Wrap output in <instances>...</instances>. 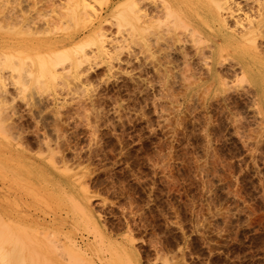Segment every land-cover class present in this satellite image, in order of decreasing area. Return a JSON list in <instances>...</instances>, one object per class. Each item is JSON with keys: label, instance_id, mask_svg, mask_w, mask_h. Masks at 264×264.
<instances>
[{"label": "rangeland", "instance_id": "374dc122", "mask_svg": "<svg viewBox=\"0 0 264 264\" xmlns=\"http://www.w3.org/2000/svg\"><path fill=\"white\" fill-rule=\"evenodd\" d=\"M108 1L52 29L79 33L105 10L109 20L122 0L107 10ZM143 1L145 14L158 0ZM233 1L243 11L233 3L224 30L263 24L248 46L264 64V11H255L264 0ZM139 6L104 24L108 54L88 49L80 78L62 56L46 58L52 78L36 75L37 58L29 81L15 67L12 97L0 99V235L11 177L29 225L56 218L54 239L82 248L70 264H264V95L235 60L211 77V42L168 15L161 29L181 35L178 51H148Z\"/></svg>", "mask_w": 264, "mask_h": 264}, {"label": "bare ground", "instance_id": "6f19581e", "mask_svg": "<svg viewBox=\"0 0 264 264\" xmlns=\"http://www.w3.org/2000/svg\"><path fill=\"white\" fill-rule=\"evenodd\" d=\"M90 1L91 0H0V99L4 101L6 97H12V93L9 92L10 88L8 87L11 82L9 84L8 81H11L10 77H15L13 72L17 70L15 69L16 66L19 67L18 77L21 79L28 80L29 77L31 79V77L34 76L33 71L37 67H34L32 62L34 63L36 58L39 59L41 64L36 70L37 74H35L38 75V73H40L42 78L47 79L48 77L52 78L56 76L55 68L47 67L46 62L48 60H46V58L50 60L60 56L65 57L66 60L70 62L71 69L76 73L73 74L79 76L80 72H82L81 70H84L85 65L89 63L90 57L92 58V55L90 56L89 54L90 52L87 53L88 49L93 50L91 51L93 55L108 54V39L105 33H103L104 24L106 22L115 21V19L122 16V14L127 11L133 12V7L139 6V2L143 0H122L120 5L116 3V7L111 10L110 17L108 16L109 14L106 16L109 17V20L103 19V14L106 10L94 14L92 16L93 19L89 20L88 26L81 32L78 31L79 33L72 34L68 32L67 34L65 33V35H60L55 31L56 29H52L58 25L64 24L68 17L85 19L87 17L86 11ZM113 2H115V0L108 1L106 6L107 10L110 9ZM234 2L236 1L220 0L215 4H210L205 0H158L157 3L151 6L150 10L145 11V14H142V4L141 7L139 6L140 8L134 11L135 17L139 22V26L138 28L136 27V29H138V32L148 31L150 37L148 41L149 44L147 45L149 46L148 51L151 53L163 51L164 55L176 54L175 51H178L176 47L181 41V35L175 34L169 38L166 37V30L161 29L163 25L161 19L168 15L175 22L183 25L185 29L190 31L199 41L209 42V44L211 42L210 47H214V50L208 55L210 59L209 73L211 77L215 78V67L217 65H225L228 61L235 60L236 62L234 61L232 63L237 64H235L233 68L237 65L241 66L243 73L242 81L255 85V87L259 89L261 95H264L261 92L264 87V64L259 56H257L259 52L255 53L254 50L248 46L252 42L251 37L252 39L255 38L254 36L257 34L258 29L262 27L263 24L262 26L260 24V27H255L254 25L252 29L251 26L253 25H251L249 28L247 27V32L244 31V34L241 35H239L238 32L236 34L235 30L225 31L224 29L227 28L228 19L234 18L236 14L233 12L234 10L232 11V4ZM234 4L239 7L240 3L237 2ZM242 9L239 7L237 11L242 12ZM255 11L262 13V11H264V2L259 4ZM247 12L249 13L250 11ZM50 13L56 14L55 19L47 20V16H49ZM262 16L263 14H261V17ZM256 21H258V19ZM260 22L263 23L264 21ZM217 26H219V28H217ZM160 29L162 31H160ZM86 32L87 34H84ZM216 41L220 43V46L214 44ZM256 51H258V49ZM225 55L231 58L228 57L224 59ZM232 66L233 65H231V67ZM78 76L76 77L78 78ZM80 77L81 76H79V78ZM12 85H14V83H12ZM19 89H21V87H18V93L21 94L22 90L20 91ZM18 93L16 94L18 95ZM6 100L8 101V99ZM7 144L11 145L12 143L8 141ZM8 155L6 157H8ZM10 159L12 160V157ZM18 161L20 162L21 160ZM5 162H8V164L11 163H9V161ZM17 163L14 164L17 165ZM15 165L13 167H15ZM13 167L10 169L11 174L14 173ZM15 169L17 168L15 167ZM9 183L8 194H6L7 200L6 202L4 201L6 203V214L4 218L5 231L4 234L0 235V264H70L72 262L70 253L73 252L75 255L83 254L82 248L78 246L74 239L70 237L66 238L64 241H56L54 239V235L50 230L52 228L51 224L55 222L56 218L50 219L49 221H42L43 223L36 222L34 226L31 227L29 225V219L31 218L28 219L24 215L25 206L23 192L20 189H14L11 177ZM19 183L22 184L21 182ZM2 191L4 190L2 189ZM27 215H29V213ZM34 229L43 230L41 238L32 239L31 236H27L31 234ZM24 235H26L25 238Z\"/></svg>", "mask_w": 264, "mask_h": 264}]
</instances>
